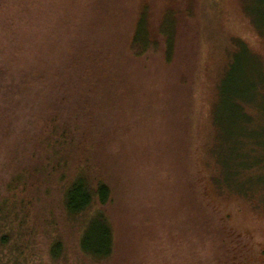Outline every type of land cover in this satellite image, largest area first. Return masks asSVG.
Returning a JSON list of instances; mask_svg holds the SVG:
<instances>
[{
	"label": "rangeland",
	"instance_id": "374dc122",
	"mask_svg": "<svg viewBox=\"0 0 264 264\" xmlns=\"http://www.w3.org/2000/svg\"><path fill=\"white\" fill-rule=\"evenodd\" d=\"M143 16L152 41L135 57ZM238 42L253 57L236 69L232 104H221ZM249 84L258 93L239 97ZM50 130L73 142L43 153L36 139ZM241 132L258 136L264 155V0H0V196L12 176L46 165V153L56 163L71 152L26 177L44 221L33 235L42 262L98 264L76 249L86 223L63 209L70 168L87 162L111 192L114 251L99 264H232L235 252L264 264V169L239 168ZM87 134L98 159L78 156ZM51 230L66 239L56 263Z\"/></svg>",
	"mask_w": 264,
	"mask_h": 264
},
{
	"label": "trees",
	"instance_id": "16d2710c",
	"mask_svg": "<svg viewBox=\"0 0 264 264\" xmlns=\"http://www.w3.org/2000/svg\"><path fill=\"white\" fill-rule=\"evenodd\" d=\"M142 18H140L142 20H140L138 26H136V30L134 31L130 43V53L135 57H142L147 52L152 41L148 23L144 22L147 19L145 16ZM171 43L172 42H170L166 49L168 61L172 57L173 47ZM237 44L238 45L235 46L238 48L232 55L227 70L222 76V82L219 89V99L221 104L225 102H228L229 105L232 104V99L228 96V93L230 86L232 89H234L236 85L239 86L236 81V69L239 68V65L243 60H248L249 57H253L252 54L249 53L245 44L242 42H238ZM242 91L243 93L239 97H246L252 93H258V91L252 90L250 84L248 90L242 89ZM242 102L250 107L252 106V104H249L245 99H242ZM242 119L245 120L246 115H243ZM248 119V121L251 122L252 118L250 116ZM66 131H62L61 133L51 131L48 135H43L41 137L38 136L36 143L40 146V150L43 153L45 152V148H50V146H59L57 150H66L61 147H69L71 142H73L69 134L70 132L68 131L69 133L66 134ZM247 133L248 132H241L236 140H247ZM247 136V152H241V149H244L241 145L237 149L240 152L238 153L240 158H242L238 165L239 168L243 170L255 173L258 170L264 169V155L261 153L258 154V151H260V149L257 148L260 144L258 143V136L251 134H247ZM78 140L79 139H77L76 142L82 145L81 149H78L79 157H81V152L84 153L86 151V161H89V158L98 159L96 156V148L93 145L90 134H87L83 139ZM87 143L91 144L87 146ZM55 155L58 156L56 163L51 162L48 153L43 156L46 165L51 163V166L53 167L62 161L67 162V158L71 155V152L68 150L64 151L63 154ZM46 165L44 164L40 166L39 164L31 170L29 167L28 169H25L23 173L20 171L19 174L17 173L12 176V178L4 184V190L6 193L5 195L3 194L0 196V256H4V259L0 257V264L49 263L41 261L38 255V250L34 246L33 235L40 229V226H42L44 221L39 223L38 216L36 213H33L32 210L33 204L31 202L32 198L35 199L36 193L34 192V189L37 188V184L35 180L26 178L27 176H35L37 172L40 173V168ZM70 169L73 173L69 171L71 177L65 179L67 182L64 187L63 195L64 213L69 219L73 218V222H78V225L86 223V230H82L81 228L78 229L80 231L79 236L81 237L77 238V252L94 263H104L112 257L114 251L112 226L106 212L104 211V206L110 201V189L103 181L100 169L88 167L87 162L86 166L84 162L78 164L76 167L72 166ZM45 171L47 172L48 170L45 168ZM45 171H42V173ZM93 223L97 224L93 225ZM52 232L53 234H50L49 238V258L51 263H56L59 261V257L62 254L66 239L60 234V232L59 234L56 231ZM55 232L57 234H54ZM230 233L231 232L228 231V234ZM89 236H94L93 242H87L86 238ZM231 237L233 240L238 239L236 236L231 235ZM236 242L238 243L237 249L239 246L246 248L242 241L238 240ZM6 249L7 251H4ZM226 251H228L229 254V250ZM6 252L9 254L6 255ZM232 257L233 256L230 255L232 264H242V262L237 261L239 259L238 252H235L234 257ZM236 257L237 260H235Z\"/></svg>",
	"mask_w": 264,
	"mask_h": 264
}]
</instances>
